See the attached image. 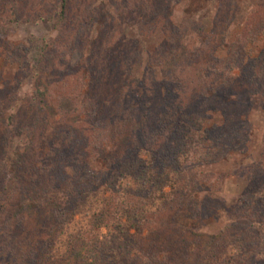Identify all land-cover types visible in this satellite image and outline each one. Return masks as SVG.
<instances>
[{"label": "trees", "instance_id": "16d2710c", "mask_svg": "<svg viewBox=\"0 0 264 264\" xmlns=\"http://www.w3.org/2000/svg\"><path fill=\"white\" fill-rule=\"evenodd\" d=\"M69 1L52 0L47 10L35 9L24 19L56 18L64 29ZM172 5V0H119L114 9L120 19L141 18L140 41L121 45L124 31L117 26L113 37L104 30L91 40L90 29L105 12L97 0H88L62 48L60 39L34 36L26 39L28 45L0 44L6 64L39 74L22 116L7 114L0 102V126L10 130L6 137L0 134V264H264L257 256L264 250V228L254 226L264 225V193L244 192L241 206L231 212L235 220L218 234L188 228L198 213L199 218L211 213L200 202L192 212L195 194L215 176L204 168L246 149L239 133L243 112L223 98L264 96V52L246 56V64L238 49L246 37L253 42L264 35L263 23L227 43L223 58H211L206 55L216 42L207 46V26L177 25ZM23 15L18 0H0V37ZM134 67H141L140 74L133 75ZM115 86L113 96L101 95ZM145 93L143 105H137ZM118 115L134 118L132 150L126 140L117 151L113 147L111 126ZM41 136L50 145L46 153L34 151ZM15 137L23 153L7 157ZM256 165L264 176V150ZM249 174L245 179L252 183L257 175ZM180 211L183 219L176 222L173 214ZM228 246L235 257L226 253Z\"/></svg>", "mask_w": 264, "mask_h": 264}, {"label": "rangeland", "instance_id": "374dc122", "mask_svg": "<svg viewBox=\"0 0 264 264\" xmlns=\"http://www.w3.org/2000/svg\"><path fill=\"white\" fill-rule=\"evenodd\" d=\"M42 1L43 4H41V2L38 6H35L34 0H18V8H20L24 15L16 22L9 23L8 32L0 37V44L3 47H7L10 44L28 45L29 42L26 39L30 36H34L38 38L39 41L42 39H60L61 41H56V43L58 42V48H62V45L66 42L67 36H70L71 34L70 28L72 27V21L76 20L75 16L82 13L84 3L88 0L69 1L67 20L64 22L66 28L64 27V29L59 27L58 23L60 21H56V18H52L50 21H25L24 18L28 17V14L29 16L33 15L35 9L42 7L47 10V8L53 3L52 0ZM118 2L119 0H113L112 2L109 0L107 3H105V0H97V4H102L104 6L103 9L105 14L99 19L100 21L97 19L98 23L96 20V23L90 29L91 40L94 36L100 35L98 34L99 31L104 34V30L105 34L113 37V30L115 26H117L121 32L124 31V34L118 42L121 43V45L132 39H138L140 41L141 38L137 34V31H139L137 28H139L141 18L137 17V19H135V17H132L134 15H128L126 19L127 21L122 18L120 19L114 9ZM172 2L171 18L174 23L180 25L181 22L188 23L189 21H200L207 26L204 31L205 35H207V46H212L214 42L216 43L214 49L209 50V54L206 55V57L212 58L213 56H222L221 58H223L225 56V47L227 43L231 44L234 42L238 36L249 31L258 22H262L264 26V0H234L233 2L227 0L221 1L220 4L218 3V0H172ZM23 4L24 8L22 9ZM94 5H96V3L93 4V6ZM9 13L10 11L7 9L4 18H8ZM54 15L57 16V13H54ZM110 16L117 22L110 20ZM190 35V31L189 33L185 32L186 39ZM249 38L250 37H246V39H244L245 43L238 48L241 49L240 55H244L246 64H248L246 56L254 59L255 57L257 58L261 56V53L264 52L263 33H260L253 42H250ZM140 46L142 48V44H140ZM9 50L13 51L14 48H10ZM140 68L141 67H134L132 71L133 75L138 74V72L140 74L142 70ZM27 73H22L15 64H6L3 58L0 57V102L3 103L4 107L6 106V110H8L7 114L20 112V116H22L23 109L30 103L29 93L34 87H36L35 84L39 74L35 71H27ZM235 73H239V70L236 69ZM116 87L119 86L112 87L107 90V92L103 91L101 92V95H108L109 97L113 96ZM83 92L84 94H90V90H83ZM116 95H118V93ZM131 96L132 95H130V97ZM128 97V93H126L123 99L125 103H127L126 100ZM138 98L139 100L142 98V101L141 103L138 102L137 105H143L142 102L146 100L147 94H143L142 97L138 96ZM225 100L237 102L239 104L237 111L243 112L242 118L245 117V128L242 131L239 130V133L241 137H245L247 140L245 142L246 149L242 152L241 150L231 151L222 161L204 168L206 171H211L215 176L203 186L201 191L195 194L197 201L195 202L194 210H192V212H196L197 202L202 203L199 206L203 212H211L208 215L200 213L203 216L201 218H199L198 213L196 223L188 227L195 233L199 234L207 233L215 235L218 234L219 230L223 227L232 223L233 220H235V217L231 215V212H235L234 210H237L238 206H241L240 198L243 196L244 192L246 194L253 192L257 196L264 193V176L260 172L262 171L261 167H257L256 165L264 150V96L260 94L251 95L249 93H244L239 96L229 95L227 98H223V101ZM120 102L121 101L119 100L115 101V103ZM78 105H80V103ZM156 109L157 106L151 111L150 121L155 120L157 114ZM53 111H55V108L50 109V114H53ZM140 113L142 112L140 111ZM5 116L6 115H4V118ZM53 116L54 120L59 119L57 114H53ZM81 117L83 118L84 115H81ZM18 119H21V117H18ZM21 120H25V118ZM133 121L134 118L132 116L128 118L124 115H120L117 117V120L114 121L111 128H113L112 131L115 133H112L111 135L116 141L115 146H113L114 149L116 148L115 151L118 150L124 140L128 142L131 150L135 148L130 143L131 126ZM32 123L30 125L31 127L34 124ZM9 131V129L0 126V134L3 137H6ZM141 133L142 132H139L138 134L139 140H141ZM49 146L50 145L44 143V136L43 138L41 136L39 145L34 151L46 153ZM23 147V142L15 137L14 141H11V144L8 147L6 156L13 157V155H21L24 150ZM108 148L112 149V145L108 146ZM109 152L107 153L109 154ZM110 153L112 156L115 154L114 151ZM99 160H101V158ZM251 165L255 167L253 171L248 169ZM250 172H254L257 175L252 183L249 182ZM246 175L249 176L248 181L245 179ZM182 212L183 211H180L178 214H173V217H171L173 219L176 218V222H180V220L183 219V217L180 216L183 215ZM251 212H254V210ZM181 224H183V222ZM185 226L187 227L188 225L185 224ZM254 226L260 230L262 227L264 228V225L261 227L257 225ZM176 229L180 230L179 228ZM150 232L151 230L148 229H144L143 231L146 235L151 234ZM261 238L264 240L263 233ZM149 239L146 243L149 242ZM158 243H160V241H157L154 244ZM223 243L225 244V241H223ZM226 250V253L231 256L230 258L235 257V252L232 247L228 246ZM258 254L259 255L257 256H259L262 263L264 261V250Z\"/></svg>", "mask_w": 264, "mask_h": 264}]
</instances>
